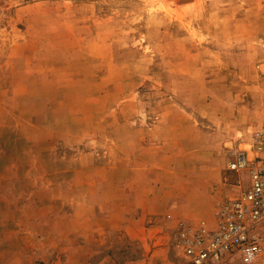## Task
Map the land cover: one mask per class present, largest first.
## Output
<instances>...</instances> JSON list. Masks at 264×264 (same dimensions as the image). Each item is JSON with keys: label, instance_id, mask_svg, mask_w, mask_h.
<instances>
[{"label": "rangeland", "instance_id": "obj_1", "mask_svg": "<svg viewBox=\"0 0 264 264\" xmlns=\"http://www.w3.org/2000/svg\"><path fill=\"white\" fill-rule=\"evenodd\" d=\"M263 126L264 0H0V264H191Z\"/></svg>", "mask_w": 264, "mask_h": 264}, {"label": "built area", "instance_id": "obj_2", "mask_svg": "<svg viewBox=\"0 0 264 264\" xmlns=\"http://www.w3.org/2000/svg\"><path fill=\"white\" fill-rule=\"evenodd\" d=\"M260 155H241L233 169L250 168L248 188L218 205L214 227L201 223L182 233L191 264H211L238 255L244 264H264V126L258 134Z\"/></svg>", "mask_w": 264, "mask_h": 264}, {"label": "crops", "instance_id": "obj_3", "mask_svg": "<svg viewBox=\"0 0 264 264\" xmlns=\"http://www.w3.org/2000/svg\"><path fill=\"white\" fill-rule=\"evenodd\" d=\"M106 263L107 261H102L99 264H106ZM123 264H157V259L148 258V259H138L137 261L131 260V261H126Z\"/></svg>", "mask_w": 264, "mask_h": 264}]
</instances>
